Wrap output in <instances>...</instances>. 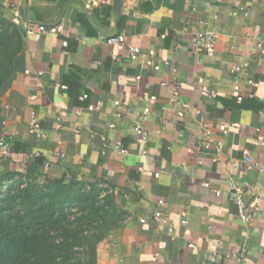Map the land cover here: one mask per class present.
Wrapping results in <instances>:
<instances>
[{
  "label": "crops",
  "instance_id": "0c3cea01",
  "mask_svg": "<svg viewBox=\"0 0 264 264\" xmlns=\"http://www.w3.org/2000/svg\"><path fill=\"white\" fill-rule=\"evenodd\" d=\"M0 14L22 36L0 95V174L109 188L125 217L97 264H264V0H0ZM37 24L61 32L26 36ZM202 30L211 48L193 42ZM117 35L122 49L106 42ZM238 195L256 208L247 224Z\"/></svg>",
  "mask_w": 264,
  "mask_h": 264
},
{
  "label": "trees",
  "instance_id": "16d2710c",
  "mask_svg": "<svg viewBox=\"0 0 264 264\" xmlns=\"http://www.w3.org/2000/svg\"><path fill=\"white\" fill-rule=\"evenodd\" d=\"M21 49L17 24L0 14V95ZM124 217L100 181L0 174V264H97V245Z\"/></svg>",
  "mask_w": 264,
  "mask_h": 264
},
{
  "label": "built area",
  "instance_id": "2783aa9c",
  "mask_svg": "<svg viewBox=\"0 0 264 264\" xmlns=\"http://www.w3.org/2000/svg\"><path fill=\"white\" fill-rule=\"evenodd\" d=\"M238 10H240V8L236 5L234 8L233 14L235 15ZM60 32H61V25L60 24H55V25L37 24L35 26L27 25L25 28V35L28 37H31L35 40L40 39L41 36L45 33L58 34ZM216 40H217V33L214 31H210V30L199 31L195 34V36L193 38V42L202 48H211L215 44ZM106 42L108 44L115 46L118 49H122L125 47V38L122 35L111 36V37L107 38ZM63 45H65L64 42H63ZM126 49H127L128 58L132 61L136 60V58L140 54V49L137 46H126ZM261 53L264 54V50H262ZM148 55H149V58H147L146 63L148 65L152 66L155 70H157L159 68V66L157 64H154L152 59H151V57L153 56V52L150 50L148 52ZM239 69H240V66L235 67L236 71ZM250 84L252 86H256V84L254 82H250ZM114 104L118 105L119 102L116 101V102H114ZM93 108H94V106H89L87 108V110L91 111V110H93ZM186 108H188V105L183 104V109H186ZM143 111H144L145 115H147V113L149 112V108L145 107ZM182 115H183V111L179 112V116H182ZM111 126L112 125H110V127ZM30 128H31V131H34L38 128V124L36 122L34 112L31 113ZM221 130L225 131L224 126L221 127ZM134 132L142 144H145L147 142L148 133L145 130V127L142 123L138 122L135 124ZM117 148H119V151L122 154L125 153V150L121 149L119 144L117 145ZM262 148H264L263 143H262ZM142 154H146V151L143 150ZM10 155H11V143L6 141L5 138L0 137V156L3 158H8V157H10ZM35 155H37V154H35ZM245 160L249 165H257V163L252 161L251 156H249L248 154L246 155ZM158 204L162 205L163 201L158 200ZM235 205H236V212H237V215H238L240 221L244 224L249 223L255 214L256 208H254L253 206H248L246 204V202L244 201V199L241 197V195H238L236 197ZM159 218H160V213L156 212L155 213V219H159ZM141 222H144V221L141 220ZM252 264H255V263H252Z\"/></svg>",
  "mask_w": 264,
  "mask_h": 264
},
{
  "label": "rangeland",
  "instance_id": "374dc122",
  "mask_svg": "<svg viewBox=\"0 0 264 264\" xmlns=\"http://www.w3.org/2000/svg\"><path fill=\"white\" fill-rule=\"evenodd\" d=\"M40 181H43V179H41Z\"/></svg>",
  "mask_w": 264,
  "mask_h": 264
},
{
  "label": "water",
  "instance_id": "95a60500",
  "mask_svg": "<svg viewBox=\"0 0 264 264\" xmlns=\"http://www.w3.org/2000/svg\"><path fill=\"white\" fill-rule=\"evenodd\" d=\"M116 1H118V2H119V0H116Z\"/></svg>",
  "mask_w": 264,
  "mask_h": 264
}]
</instances>
